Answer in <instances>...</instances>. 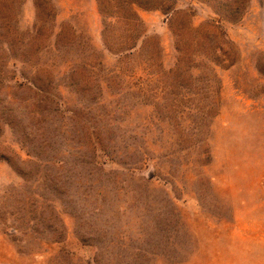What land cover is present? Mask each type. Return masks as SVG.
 Listing matches in <instances>:
<instances>
[{
  "label": "rangeland",
  "instance_id": "374dc122",
  "mask_svg": "<svg viewBox=\"0 0 264 264\" xmlns=\"http://www.w3.org/2000/svg\"><path fill=\"white\" fill-rule=\"evenodd\" d=\"M48 2L37 38L35 1L0 0V264H264L261 0L226 26L238 62L211 92L176 66L171 17L142 12L119 62L96 0Z\"/></svg>",
  "mask_w": 264,
  "mask_h": 264
},
{
  "label": "trees",
  "instance_id": "16d2710c",
  "mask_svg": "<svg viewBox=\"0 0 264 264\" xmlns=\"http://www.w3.org/2000/svg\"><path fill=\"white\" fill-rule=\"evenodd\" d=\"M34 1L37 24L32 32L40 38L48 32L46 24L53 9L48 0ZM179 1L181 0H96L103 23V51L119 62L129 61L143 53L149 37L141 13L159 12L171 17L169 25L174 41L176 66L185 70V76L189 80L198 75L211 92L217 68L226 65L233 67L238 62L237 47L228 40L226 26L240 25L251 9L253 0H189L190 8L184 11L177 10ZM261 2L264 5V0ZM195 10L207 11L210 15L196 25L199 16ZM179 17H182V21L177 23L176 19ZM102 62L106 63L105 57ZM158 63H164L162 43L155 36H150V67ZM205 71L208 74H203ZM210 108L212 107L208 106L193 111L198 115L208 114ZM175 119L170 140L177 141L181 136L184 141L183 134L179 136L176 131L173 134L174 128L182 129V133L187 129L184 119ZM179 120L183 123L180 124ZM181 138L177 144L181 143Z\"/></svg>",
  "mask_w": 264,
  "mask_h": 264
}]
</instances>
